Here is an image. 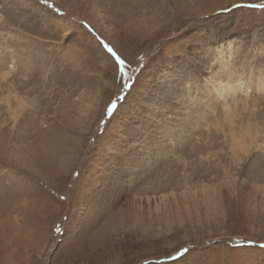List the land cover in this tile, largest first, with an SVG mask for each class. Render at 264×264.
Instances as JSON below:
<instances>
[{"label":"rangeland","instance_id":"obj_1","mask_svg":"<svg viewBox=\"0 0 264 264\" xmlns=\"http://www.w3.org/2000/svg\"><path fill=\"white\" fill-rule=\"evenodd\" d=\"M62 1L0 0V264H264L248 153L242 184L223 181L206 126L183 125L226 58L250 96L264 86V0H156L158 21L149 0L121 2L137 12L102 13L106 27L89 1Z\"/></svg>","mask_w":264,"mask_h":264},{"label":"bare ground","instance_id":"obj_2","mask_svg":"<svg viewBox=\"0 0 264 264\" xmlns=\"http://www.w3.org/2000/svg\"><path fill=\"white\" fill-rule=\"evenodd\" d=\"M87 1H89L91 3V5H93V6H91V13H89L90 15H92V17H90V20L92 19L95 22H98V23L102 24L103 27H106L107 24L103 23V21H102L103 18L106 16L105 14H102V13H109V15L112 16V18H114V16H116V18H120L121 19V22H128V21H131L130 19L132 18V15L137 12L135 6H131V5H128V4H122L121 3V2H123V3H131L133 0H119L117 2L116 6H115L116 3H115L114 0H101V4H96L95 3L96 0H87ZM145 1L146 0H139L138 2H132V3L134 5L140 6V5L143 4L142 2L145 3ZM155 1L156 0H149L148 1V5L152 8V10L154 12V13L150 14L149 17L153 21H158V20H160V17H158V12L157 11H160L161 8H160V6H155V8H154L153 4H155ZM184 1L185 0H179L178 2H184ZM58 2H61L59 5H62V6L64 5V7L68 8V9L71 8V5L63 2L62 0H58ZM120 3H121V6H120ZM55 9L57 10L56 7H55ZM155 13H156V15L154 16ZM75 18L78 19V16H75ZM132 22H129V23H132ZM218 65H220L219 67L221 69H218L216 73L217 74L220 73L219 75L221 77L217 78V79L216 78L215 79H210L209 76L205 77V90L200 92V93H202V97L203 98L201 99L200 96L193 98L194 101L197 102V106L199 108L203 109V116H202L203 119L199 115L198 116L195 115L194 117H188V118L183 119V125L187 127V130H188V127H191V125H193V124H196L197 127L206 126L205 127L206 128V132L205 133L207 135V140L206 139L205 140H206V144L208 145V151H209V153L211 154L212 157L213 156L217 157V160H218L219 164L217 163L215 166H217V167L218 166H223V168L222 167H220V168L218 167L219 170L215 171L216 174H218V176L220 175L219 179H221L223 181L224 180H226V181L228 180V181H233L234 182V180H236L237 182L239 181L238 185L242 184L243 180L245 179V175H241V173H243V171H242L243 169L241 170V168H240L241 166L240 165H239L240 167H237V166L235 167L233 165H236L237 162L239 163L238 160L241 159V156H243L244 154L248 153L247 156H249V158H250V163L253 164L252 166H254V168H253L254 169V173L250 170V173L247 176V177L251 178V177H253L252 175H254V177L251 178L252 185H250V186H251V188L254 189V191H256L259 195H261L263 200H264V165L261 162V159L264 160V109H259L258 106H257V103L260 100L264 101V86L261 85L262 84L261 82H258L256 84L255 89H254L255 90L254 92L256 94L254 95V93H252L251 96H250V92L246 91L248 89V87L246 86V84L242 83V82L247 81V79H245V81L243 79H240V78L239 79H236V78L232 79V78H234L235 75L232 74V70H230V67H228L229 62H228L227 58L224 59L222 62H220ZM2 70H5V69H0V79H2V81H0V82L7 83L3 79H6V77L11 72V69H6V71H2ZM164 72H165V69L163 70V73ZM224 76H226L227 80H230V82H234L235 85L229 84L230 82L226 83L227 81L226 82L223 81L222 77H224ZM6 81H7V79H6ZM13 81H11V80L9 81L8 80L9 83L12 82L11 84L17 83V81H14V82ZM16 87H17V85L15 86V88ZM15 88H14V93L16 94L15 96H17V92H16ZM238 90L242 91V93H240V96H241V94L242 95L244 94V96H245V94L249 95L250 99H249V101L247 103L239 102L240 100L238 101L236 99V98L239 97V95L235 94V92L238 91ZM8 92H9V90H8ZM5 94H6L5 95V99L6 100L9 99L10 94H7V93H5ZM11 95H12V93H11ZM17 97H14V99L17 101L18 107L20 109L24 108L25 105H27V104H25V102L22 99H20V97H18L19 99L17 100ZM1 99H3V98H1ZM236 100L239 103H237ZM245 100H248V99H245ZM245 100H243V101H245ZM0 102H2V101H0ZM10 104H9L8 101L5 102L4 107H5V110L7 111V112L6 111L5 112L13 120H15L16 119V111H15V109H13L11 107L12 105L10 106ZM260 104L262 105V104H264V102L260 103ZM216 109L220 110V113H219L220 116L219 117L216 115L217 113L215 114ZM2 110H4V109L2 108ZM242 112H245L247 115H244ZM191 113H193V112H191ZM196 113H198V112H196ZM24 127H25V125L20 126V131L22 130L21 128H24ZM193 129H196V128H193ZM30 130H32V129H30ZM199 132H200V130H199ZM214 140L217 142V144H219L220 142H224L226 144L228 143V148H226L227 150L223 151L222 147L221 148L219 147V149L216 150V148H214L215 144L214 145L212 144ZM254 151L255 152L256 151L260 152L261 156L260 157H255V155H254L255 152ZM258 152H256V153H258ZM185 153H186V150H185ZM194 154L195 153H193V155ZM220 156H222V159H221ZM245 156H243V157L245 158ZM195 158L197 160V157H195ZM251 158L252 159L254 158V159L251 160ZM188 159H190V158H188ZM226 159H227V161H229V163L227 165H223L224 162L226 161ZM140 162H141V160H140ZM202 162L204 163L203 160H202ZM212 162H210V163H212ZM168 164H169V161H168ZM168 164H167V167H168ZM198 164H199V162H198ZM171 165H173V164H171ZM211 165H213V164H211ZM231 167H235L236 168L235 170H237V173H235V175L232 174V173H234L233 170H232V173L230 172ZM162 169H163V167H162ZM153 172H151L150 174H152ZM211 177H213V176H211ZM168 180H166V181H168ZM216 180L218 181V179H216ZM212 182H216V181H213V179H212ZM183 184H185L184 186H186V192H184L183 194L185 195V193L187 194V193L191 192V190L193 188L191 186H189V184L186 183V182H183ZM147 191H146V193H149ZM256 192H255V194H257ZM146 193L144 192V194H146ZM159 195L161 196V194H159ZM162 197L164 198V197H166V195H162ZM133 198H135V197H133ZM137 200L140 203V201L142 200V197L139 195L137 197ZM163 203H162V206H163Z\"/></svg>","mask_w":264,"mask_h":264},{"label":"snow or ice","instance_id":"obj_3","mask_svg":"<svg viewBox=\"0 0 264 264\" xmlns=\"http://www.w3.org/2000/svg\"><path fill=\"white\" fill-rule=\"evenodd\" d=\"M104 47L107 49V51L109 53H111L113 56H115V58H116V60H117V62H118L119 65L122 66L124 64V61L121 60L120 57L116 55V53L114 52V50L111 47H109L107 44H105ZM109 111H111V108H109ZM56 231L59 234L62 231V229L57 228ZM185 251H187V249H185Z\"/></svg>","mask_w":264,"mask_h":264}]
</instances>
